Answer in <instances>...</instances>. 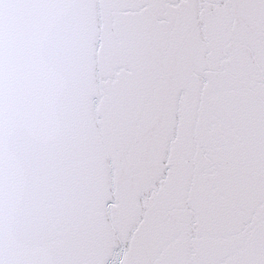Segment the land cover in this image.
<instances>
[{"label":"snow or ice","instance_id":"1","mask_svg":"<svg viewBox=\"0 0 264 264\" xmlns=\"http://www.w3.org/2000/svg\"><path fill=\"white\" fill-rule=\"evenodd\" d=\"M0 264H264V0H0Z\"/></svg>","mask_w":264,"mask_h":264}]
</instances>
